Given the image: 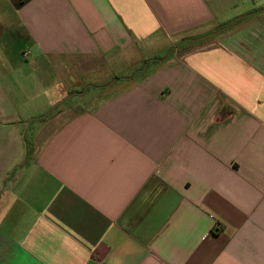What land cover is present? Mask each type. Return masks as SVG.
<instances>
[{
    "label": "crops",
    "instance_id": "1",
    "mask_svg": "<svg viewBox=\"0 0 264 264\" xmlns=\"http://www.w3.org/2000/svg\"><path fill=\"white\" fill-rule=\"evenodd\" d=\"M0 49V264H264V0H0Z\"/></svg>",
    "mask_w": 264,
    "mask_h": 264
},
{
    "label": "rangeland",
    "instance_id": "2",
    "mask_svg": "<svg viewBox=\"0 0 264 264\" xmlns=\"http://www.w3.org/2000/svg\"><path fill=\"white\" fill-rule=\"evenodd\" d=\"M5 41V40H4ZM1 43H3V39L1 40ZM2 46V45H1ZM10 48H8V54L9 56L12 58V61H10V65H12V69L14 72H12L11 74H13V77H17V78H28L29 75H31V72L28 71V68H19V65L29 61L32 58V54H25L27 57H24V55L22 54V49L26 48L25 44H20L19 41H15V43H12V45L9 46ZM3 49H0V60L3 61V59L5 58V54L2 52ZM135 72L134 69L131 70H116L113 69L111 71V77L112 79L115 78H122L126 75H132V73ZM28 74V75H25ZM73 76V75H72ZM9 78H12L11 76H9ZM78 78L80 79V81H85L86 78H88V80L94 81L92 80V76L90 75H85V74H80L78 76ZM91 85H95L94 82H91ZM90 92H94V88L92 86L88 87Z\"/></svg>",
    "mask_w": 264,
    "mask_h": 264
}]
</instances>
